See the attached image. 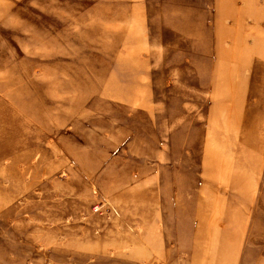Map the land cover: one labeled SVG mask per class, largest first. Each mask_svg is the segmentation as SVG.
Segmentation results:
<instances>
[{
	"label": "rangeland",
	"instance_id": "obj_1",
	"mask_svg": "<svg viewBox=\"0 0 264 264\" xmlns=\"http://www.w3.org/2000/svg\"><path fill=\"white\" fill-rule=\"evenodd\" d=\"M0 264H264V0H0Z\"/></svg>",
	"mask_w": 264,
	"mask_h": 264
},
{
	"label": "bare ground",
	"instance_id": "obj_2",
	"mask_svg": "<svg viewBox=\"0 0 264 264\" xmlns=\"http://www.w3.org/2000/svg\"><path fill=\"white\" fill-rule=\"evenodd\" d=\"M211 83V82H210Z\"/></svg>",
	"mask_w": 264,
	"mask_h": 264
}]
</instances>
